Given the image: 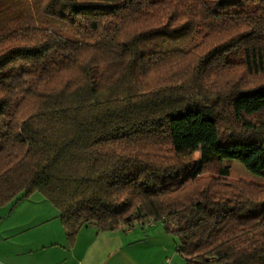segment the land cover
Listing matches in <instances>:
<instances>
[{
  "label": "trees",
  "instance_id": "1",
  "mask_svg": "<svg viewBox=\"0 0 264 264\" xmlns=\"http://www.w3.org/2000/svg\"><path fill=\"white\" fill-rule=\"evenodd\" d=\"M225 160L264 178V0H0V206L264 264V185Z\"/></svg>",
  "mask_w": 264,
  "mask_h": 264
},
{
  "label": "crops",
  "instance_id": "2",
  "mask_svg": "<svg viewBox=\"0 0 264 264\" xmlns=\"http://www.w3.org/2000/svg\"><path fill=\"white\" fill-rule=\"evenodd\" d=\"M133 232V227L98 232L84 226L69 245L58 211L34 193L0 206V264H135L118 242Z\"/></svg>",
  "mask_w": 264,
  "mask_h": 264
},
{
  "label": "rangeland",
  "instance_id": "3",
  "mask_svg": "<svg viewBox=\"0 0 264 264\" xmlns=\"http://www.w3.org/2000/svg\"><path fill=\"white\" fill-rule=\"evenodd\" d=\"M194 157L197 158L198 153ZM224 164L229 168L228 179L264 185V178L250 173L238 161L225 160ZM207 176L217 177L211 173ZM132 227L134 232L123 240L119 236L118 242L119 245L121 242L123 244L120 251L133 256L135 264H162L166 258H170L174 264H186L185 259L175 249V236L165 230L163 222L149 224L143 220Z\"/></svg>",
  "mask_w": 264,
  "mask_h": 264
},
{
  "label": "built area",
  "instance_id": "4",
  "mask_svg": "<svg viewBox=\"0 0 264 264\" xmlns=\"http://www.w3.org/2000/svg\"><path fill=\"white\" fill-rule=\"evenodd\" d=\"M149 224H152L153 222L151 220L147 221ZM162 264H174L170 258H166L165 261Z\"/></svg>",
  "mask_w": 264,
  "mask_h": 264
}]
</instances>
